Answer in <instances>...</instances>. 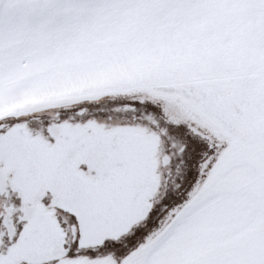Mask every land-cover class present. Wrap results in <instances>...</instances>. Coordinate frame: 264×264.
Returning <instances> with one entry per match:
<instances>
[{"label":"snow or ice","instance_id":"snow-or-ice-1","mask_svg":"<svg viewBox=\"0 0 264 264\" xmlns=\"http://www.w3.org/2000/svg\"><path fill=\"white\" fill-rule=\"evenodd\" d=\"M0 264H264V0H0Z\"/></svg>","mask_w":264,"mask_h":264}]
</instances>
